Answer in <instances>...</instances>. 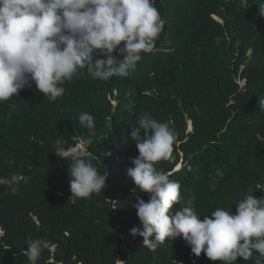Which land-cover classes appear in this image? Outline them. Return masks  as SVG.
I'll return each mask as SVG.
<instances>
[{
	"label": "trees",
	"instance_id": "trees-1",
	"mask_svg": "<svg viewBox=\"0 0 264 264\" xmlns=\"http://www.w3.org/2000/svg\"><path fill=\"white\" fill-rule=\"evenodd\" d=\"M259 2L155 0L167 23L129 76L100 81L82 69L56 101L33 85L0 103V177L31 178L15 195L0 185V264H29L23 252L30 237L50 242L38 264H223L203 252L194 257L182 238H166L150 251L143 237L129 234L139 223L131 207L136 195L145 201L149 195L133 192L126 176L129 157L138 155L130 132L147 113L176 134L174 159L155 164L181 186L174 211L191 206L203 219L217 208L234 212L246 195H264L256 189L264 185ZM81 112L94 116L87 151L107 178L103 191L73 204L70 161L54 151L88 138L78 124ZM256 255L233 264H256Z\"/></svg>",
	"mask_w": 264,
	"mask_h": 264
},
{
	"label": "clouds",
	"instance_id": "clouds-1",
	"mask_svg": "<svg viewBox=\"0 0 264 264\" xmlns=\"http://www.w3.org/2000/svg\"><path fill=\"white\" fill-rule=\"evenodd\" d=\"M242 2L247 5L248 0ZM257 5L259 17L264 18V0ZM166 23L155 0H0V103L33 85L43 97L56 101L65 93V82L82 69L94 80L127 77L142 54L155 49ZM258 103L264 111V98ZM78 124L88 130V138L54 151L58 158L70 161L67 201L73 204L103 191L107 178L87 151L95 133L94 116L81 112ZM130 137L138 155L129 157L132 166L126 168V176L136 186L133 192L149 194L147 201L136 195L131 205L139 223L129 230L130 235L143 237V247L150 251L166 238H182L197 258L203 252L211 261L233 264L238 257L252 259L255 252L256 264H264V195H246L237 201L234 212L217 208L203 219L191 206L174 211L181 200V186L155 164L174 159L176 134L166 122L145 113L138 126H132ZM30 179L12 174L0 177V185L15 195L20 183ZM49 247V241L30 237L23 255L29 264H38Z\"/></svg>",
	"mask_w": 264,
	"mask_h": 264
}]
</instances>
